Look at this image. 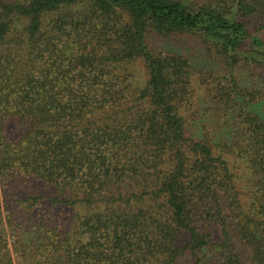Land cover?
<instances>
[{"label": "trees", "instance_id": "16d2710c", "mask_svg": "<svg viewBox=\"0 0 264 264\" xmlns=\"http://www.w3.org/2000/svg\"><path fill=\"white\" fill-rule=\"evenodd\" d=\"M262 105L264 0H0V264H264Z\"/></svg>", "mask_w": 264, "mask_h": 264}, {"label": "rangeland", "instance_id": "374dc122", "mask_svg": "<svg viewBox=\"0 0 264 264\" xmlns=\"http://www.w3.org/2000/svg\"><path fill=\"white\" fill-rule=\"evenodd\" d=\"M151 42L157 47H162L165 49L166 48L167 49H175V50L177 49L178 51H181L182 53H184L185 55H187L189 57L194 56L195 54H197V52H199V53L201 52V54H202V49L199 47V45H197V43L195 41L187 40L185 42H178V43L171 42L170 43L168 41L151 38ZM240 75L242 76V79H241L242 83H244L248 87L253 86L255 83H258L257 82L258 79L254 76L252 78L251 75L250 74L248 75L247 72H242V73H240ZM262 111L264 112V106L263 105H262ZM5 233L7 234L8 231H5Z\"/></svg>", "mask_w": 264, "mask_h": 264}]
</instances>
